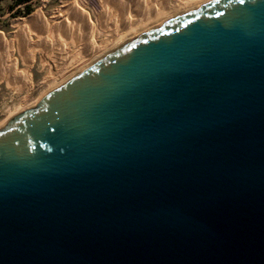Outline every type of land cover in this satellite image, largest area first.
<instances>
[{
  "label": "water",
  "instance_id": "obj_1",
  "mask_svg": "<svg viewBox=\"0 0 264 264\" xmlns=\"http://www.w3.org/2000/svg\"><path fill=\"white\" fill-rule=\"evenodd\" d=\"M0 264H264V0L175 16L0 128Z\"/></svg>",
  "mask_w": 264,
  "mask_h": 264
},
{
  "label": "bare ground",
  "instance_id": "obj_2",
  "mask_svg": "<svg viewBox=\"0 0 264 264\" xmlns=\"http://www.w3.org/2000/svg\"><path fill=\"white\" fill-rule=\"evenodd\" d=\"M211 1L212 0H103V2L105 4V6H104L105 9H103L101 14L99 15L101 18V24H102L101 26L106 27V26H109V24H111L108 22L109 24L107 25V21L109 18L108 17V11H107L108 10L107 5L109 7L111 5L117 11V15L115 16V21L113 24H111V25H114V28H115L114 33L112 32L111 36H105V37H107V39L109 38L108 40L106 39V41H105L106 45H108L109 43H113L111 48L107 52H110V51L114 52L117 49L121 48L126 43H128V42L132 41L133 39H135L136 37L142 35L143 33L158 27L159 25H161L165 21H167V20H169L175 16H178L180 14L189 12V11H191L195 8H198L202 5H205ZM74 2H73L74 3L73 5H71V6L68 5V8L65 10L66 16L64 18H61V16L63 17L62 12L58 11V15H57L58 21L57 22L55 21L56 24L54 27L58 28L59 30H60V28H63L65 33H66L65 35H67L66 37L69 40H71L74 44L80 45V46L82 45L81 52H84L83 54L86 53L87 58L92 57L93 59L91 61H89L88 64H86L85 66H84V64H85L84 63L83 67L79 68L77 70V68L79 67L78 66L76 68L77 71H75L70 76V78L81 73L82 71H84L88 67L94 65L97 61H99L100 59L105 57L104 56V57L100 58L102 54L100 56L98 54H97L98 56H96V54H95L98 51V46H97L96 41H95V39H96L95 35L97 32L96 31L97 30L96 25L92 21L91 17H89L88 13L85 11L84 7L80 3H78L77 0H74ZM95 2H97V0ZM100 5H101V3H100ZM102 6H103V4H102ZM58 10H60V9L58 8ZM99 16H98V18H99ZM113 17H114V15H113ZM48 21L49 20H47L42 15V13L37 10L32 15H30L28 18H25V20L18 22L17 23L18 31L14 35L15 40H16L14 44L11 42H8L5 38V36L0 32V72L5 71L6 67H8L7 70L10 74L9 77L11 78L12 84L21 85L24 83H26V84L30 83L29 76H28V73L26 71H21L19 73H17V71H16V68H15L16 67V61L12 59V57H13L12 55H13L15 50H18L20 55L23 57L24 61L26 63H28L29 66L32 64V62H34L33 61L34 60V53L36 50H39L41 52L42 60H44V61L46 60L45 54H46V52H48L47 51V48H48L47 45L48 44L44 41L45 40L47 41L46 34L48 33V31L50 29V28H48V26H49ZM51 22H53V21H51ZM53 24H54V22H53ZM99 27H100V25H99ZM105 30H106V28H105ZM30 32L35 33V35L37 34L38 37L41 36L37 42H34L31 40ZM52 34L53 33H51V36L53 37ZM55 34L56 33H54V36H55ZM58 34L60 35V33H58ZM63 34H62V36H63ZM42 36H43V38H42ZM51 36L49 38H51ZM53 38H51V39H53ZM67 38H65V39H67ZM58 41H59V39H58ZM48 42H50V40H48ZM50 45H51V42H50ZM60 45H62V44H60ZM100 45H101V43H100ZM65 46H67V45H65ZM65 46L62 45L60 47L61 52L64 51ZM49 47L52 48L53 46H49ZM113 49H115V50H113ZM107 52L104 51V54H106ZM52 54H53V52H52ZM94 54H95V56H94ZM30 55H32V57H30ZM73 56H72V58H73ZM75 56H76V54H75ZM75 59H77V58H74V60ZM47 61H49V60H47ZM82 62H83V60H82ZM73 66H75V65H73ZM69 68H71V67H69ZM7 70H6V72H7ZM58 73H60V72H58ZM50 74H51V72H50ZM0 76H3L2 73ZM55 76H57V75H55ZM58 76H57V78H58ZM54 78H56V77H54ZM63 79H65L64 76H63ZM61 81H63V80H61Z\"/></svg>",
  "mask_w": 264,
  "mask_h": 264
},
{
  "label": "rangeland",
  "instance_id": "obj_3",
  "mask_svg": "<svg viewBox=\"0 0 264 264\" xmlns=\"http://www.w3.org/2000/svg\"><path fill=\"white\" fill-rule=\"evenodd\" d=\"M95 1L96 0H77V2L80 3L84 7L85 11L88 13L89 17H91L92 21L96 25L97 32L95 35V38H96L95 41L98 46V51L95 54L96 56L98 55L100 56L102 54L100 57L102 58L110 54L111 52V51L110 52H107V51L111 48L113 43H109L108 45H106L105 41L107 37L105 36H111V33L112 32L114 33L115 28H114V25H111V24H113L115 21V16L117 15V11L111 5L110 7L107 5V9H108L107 11H108V17H109L107 21V25L109 23L111 24H109L110 27L109 26L103 27L101 26L102 25L101 18L99 15L103 11V9H105L104 7L105 4L103 0H97L98 3ZM73 2L74 0H0V32L5 36L8 42H11L14 44L16 41L14 35L18 31L17 23L25 20V18H28L30 15H32L37 10L40 11L47 20H49L48 28H50L47 33L48 35L46 34L47 37L45 36L47 38V41L46 40L44 41L48 44L47 46L49 48V49L47 48L48 52H46L45 54V57H46L45 61L42 60V55L39 50L35 51L34 60H33L34 62H32L30 66L28 65V63L24 61L23 57L20 55L18 50H15L12 55L14 57V58L12 57V59L16 61L15 68H16L17 73L21 71H26L28 73L29 80H30L29 84H26V83L21 84V85L12 84L11 78L9 77L10 74L7 70L8 67H6L5 71L0 72V75L1 73L3 75V76H0V128L4 127L9 122L10 119L19 115L23 111L27 109L35 108L39 104L41 99L48 92L55 89L62 83L66 82L75 71L83 67L84 63H85L84 64L85 66L86 64H88L89 61L93 59L92 57L87 58L86 53L83 54L84 52H81L82 45L81 46L76 45L66 37L67 35H65L66 33L63 28H60L59 30L58 28L54 27L56 22L58 21L57 20L58 11L62 12L63 17L61 16V18H64L66 16L65 10L68 8V5L71 6L75 3ZM28 7H30L31 12L29 14H26ZM58 8L60 10H58ZM93 12L94 13L96 12V13L94 14ZM51 21H53L54 24ZM51 33H53L52 35L54 38L51 36ZM54 33H56L55 34L56 37L54 36ZM58 33H60V35ZM62 34L63 36L64 35L65 36L63 37ZM49 35L53 39L49 38L50 37ZM30 37L32 41L37 42L41 36L38 37L37 34L35 35V33L30 32ZM57 38L59 39V41ZM48 40H50L51 45H50V42H48ZM100 43L102 46L100 45ZM60 44H62L63 46L67 45L64 47L65 49L63 52L60 51V47L62 46ZM49 46H53V47L51 48ZM104 51L107 53L104 54ZM30 57H32V55H30ZM74 58H77V59L74 60ZM55 75L57 76L59 75L58 78ZM63 76L65 79H63Z\"/></svg>",
  "mask_w": 264,
  "mask_h": 264
},
{
  "label": "trees",
  "instance_id": "obj_4",
  "mask_svg": "<svg viewBox=\"0 0 264 264\" xmlns=\"http://www.w3.org/2000/svg\"><path fill=\"white\" fill-rule=\"evenodd\" d=\"M30 12H31V9H30V7H28L26 14H29Z\"/></svg>",
  "mask_w": 264,
  "mask_h": 264
}]
</instances>
